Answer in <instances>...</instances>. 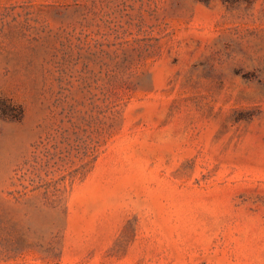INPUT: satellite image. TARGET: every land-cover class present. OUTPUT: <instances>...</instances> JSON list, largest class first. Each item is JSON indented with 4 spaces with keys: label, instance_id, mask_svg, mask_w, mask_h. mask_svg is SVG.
<instances>
[{
    "label": "rangeland",
    "instance_id": "rangeland-1",
    "mask_svg": "<svg viewBox=\"0 0 264 264\" xmlns=\"http://www.w3.org/2000/svg\"><path fill=\"white\" fill-rule=\"evenodd\" d=\"M0 264H264V0H0Z\"/></svg>",
    "mask_w": 264,
    "mask_h": 264
}]
</instances>
